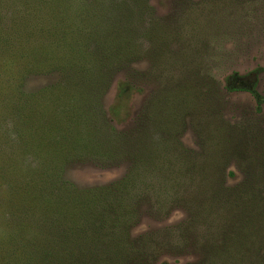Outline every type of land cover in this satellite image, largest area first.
I'll return each instance as SVG.
<instances>
[{
  "label": "rangeland",
  "instance_id": "1",
  "mask_svg": "<svg viewBox=\"0 0 264 264\" xmlns=\"http://www.w3.org/2000/svg\"><path fill=\"white\" fill-rule=\"evenodd\" d=\"M93 1L0 0V173L9 177L10 164L63 168L58 183L80 196L96 190L104 220L127 211L131 264H264V0H139L137 26L119 29L133 35L124 52L144 51L128 70L140 90L118 115L120 76L104 91L83 79L91 68L68 80L60 69L92 27L114 26L100 12L85 16ZM233 73L262 104L226 90ZM8 187L0 182V192ZM12 201L18 222H38L33 199ZM114 225L108 232L118 235Z\"/></svg>",
  "mask_w": 264,
  "mask_h": 264
},
{
  "label": "trees",
  "instance_id": "2",
  "mask_svg": "<svg viewBox=\"0 0 264 264\" xmlns=\"http://www.w3.org/2000/svg\"><path fill=\"white\" fill-rule=\"evenodd\" d=\"M129 1L131 0H94L89 5L90 9L88 8L85 16L100 12V16L110 18L114 26L111 28L102 26V29H98V31L92 27L90 33L84 34L82 44L72 46L74 47L72 48L73 58L67 51L68 57L65 56L64 59H70V63L67 62L69 65L60 68L63 71L64 80H68L72 76L81 77L78 69L86 68V66L91 68L89 75L83 79L91 82L96 78L98 84H105L104 91L108 86H111L116 76H120V80L116 81V106L112 107V113L115 115L120 114L123 105L130 99L129 97L140 90L139 87H136L137 82L133 80L132 74H128V70L138 63L142 56L140 51L143 50L138 47L131 53H127L124 52L125 49H121V45L128 46L133 42V35L126 31L120 32L119 25L126 22L134 23L137 26L136 21L138 18H142L146 8L142 4H138L139 0ZM163 30L166 29L163 28ZM107 32H109L108 36H114V45L118 47L114 48L111 42L105 41ZM141 34L147 35V30ZM61 35L62 40L67 38V34ZM94 43L98 44L97 48ZM59 47L61 46L59 45ZM167 47L169 46H161L163 50H166ZM27 54L32 59V55L35 56L33 51ZM149 73L150 71H147L146 74L141 75L139 80H146ZM245 84L246 80L243 77L238 73H233L226 77L225 88L228 92L250 91L258 104H262L261 96L256 89L248 90ZM6 99L4 97V100ZM113 143L112 138H109L107 144ZM55 152L63 153L61 148ZM3 166L0 162L1 170ZM24 166L21 164L8 165L11 174L6 178L0 173V182H6L10 189L0 192V264H131L137 258L136 246H132L133 237L128 233L132 220L130 218L127 222H123L128 214L127 211L124 212L122 221L119 219L116 222L114 219L112 222H107L103 215L95 210L100 201L95 198L97 194H92L96 190L94 191L92 188L84 190V192L90 193L89 196H80L74 192L75 187L64 181L58 183V177L63 168L58 169L59 173L51 174L45 168L32 164ZM27 169L31 171L32 178L25 175ZM18 195L21 197V204L25 201L29 202L31 199L35 201V209L31 211V215L35 216L38 222H31L30 225L21 220L18 222L19 211L15 209L16 214L13 207L16 208L19 202L12 201ZM90 205L94 207V211L91 213H89ZM130 214H132L131 211ZM9 215L12 217L11 219L8 217ZM14 218H17V221ZM81 219L85 221V224H91V226H93V222L95 225L99 223L98 228L94 229L93 227L91 230L87 229L86 232L79 229L80 226H76V223ZM112 223L115 224L114 229L120 230L118 235L108 232L111 230L108 227ZM5 226L7 229H4ZM87 228L91 227L87 226ZM46 229L47 235L45 236ZM108 236L114 237L108 239ZM139 254L145 255V252L141 250Z\"/></svg>",
  "mask_w": 264,
  "mask_h": 264
}]
</instances>
